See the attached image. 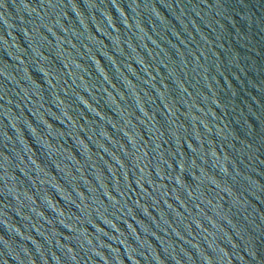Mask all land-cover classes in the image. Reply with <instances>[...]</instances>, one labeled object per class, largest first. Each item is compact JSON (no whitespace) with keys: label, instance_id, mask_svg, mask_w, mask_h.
<instances>
[{"label":"water","instance_id":"water-1","mask_svg":"<svg viewBox=\"0 0 264 264\" xmlns=\"http://www.w3.org/2000/svg\"><path fill=\"white\" fill-rule=\"evenodd\" d=\"M0 264H264V0H0Z\"/></svg>","mask_w":264,"mask_h":264}]
</instances>
